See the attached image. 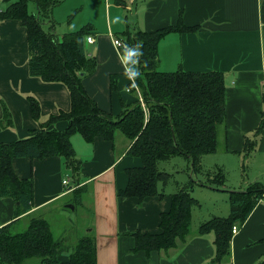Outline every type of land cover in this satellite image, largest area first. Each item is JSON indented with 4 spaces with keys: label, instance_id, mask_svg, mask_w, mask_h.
Here are the masks:
<instances>
[{
    "label": "crops",
    "instance_id": "crops-1",
    "mask_svg": "<svg viewBox=\"0 0 264 264\" xmlns=\"http://www.w3.org/2000/svg\"><path fill=\"white\" fill-rule=\"evenodd\" d=\"M7 5L3 2L0 6L4 9ZM34 9L32 13H38L35 4ZM64 14L69 25L64 34L86 26L92 29L90 35L95 40L90 44L85 39L84 49L97 65L92 74L84 76L82 83L98 107L114 116L122 112L123 105H133L138 99L128 90L135 80L124 53L115 47L113 40L126 42L128 30L132 34L151 32L176 26L180 19L187 27H197L194 32H170L159 41L158 69L223 73L226 118L218 127V147L214 154L233 156L237 164L243 160L252 166L251 172L242 175L236 185L221 188L198 185L230 198V192L245 191L255 182L264 184V131L257 134L264 110V0H62L52 11L55 26L65 21ZM64 34L56 36L61 39ZM28 61L26 28L17 19L0 18V121L4 107L12 119L11 125L0 128L2 143L30 137L40 131L49 116L71 108L68 88L62 83L44 82L31 76ZM29 97L36 98L40 104L39 121L32 116ZM67 127L65 120L48 126L58 131ZM254 140L253 151L245 152L247 141ZM71 143L80 161L75 180L92 191L93 221L86 233L89 229L93 231L97 264H257L264 259V200L259 201L239 226V232L232 236L230 254L220 263L213 262L214 233H198L200 223L210 218L191 227L186 240H178L173 248L150 253L133 251L136 240L127 233H161V214L170 210L173 192L164 190L160 184L163 196L147 197L142 202L119 196V191L128 184L126 170L143 165L140 158L128 154L131 142L121 133L114 141L97 136L91 143L77 133L71 137ZM216 165L227 169L224 162ZM12 166L20 179H33V205L29 212L19 216L12 198H0V229L7 226L12 229L22 220L29 225L36 217L48 222L42 216L44 211L69 197L76 187L64 159L59 156L14 158ZM67 176L71 181L69 186H64ZM69 203L60 206L59 212L67 214ZM229 212L211 215L224 218ZM193 214L194 211L192 217ZM69 221L74 223L72 219ZM66 235L64 231L57 239L66 242L63 260L73 251L82 233L74 231L71 242H67Z\"/></svg>",
    "mask_w": 264,
    "mask_h": 264
},
{
    "label": "trees",
    "instance_id": "trees-1",
    "mask_svg": "<svg viewBox=\"0 0 264 264\" xmlns=\"http://www.w3.org/2000/svg\"><path fill=\"white\" fill-rule=\"evenodd\" d=\"M32 1L37 14L30 13L28 3ZM7 5L0 12L1 19H17L26 28L29 52V74L44 82L64 84L70 93L71 108L49 116L40 131L30 137L11 143L0 142V198L10 197L15 201L17 215L32 209L34 199L33 179H20L12 166V160L19 157L44 159L59 156L64 159L70 171L74 186V206L82 205L86 185L77 184L80 161L71 143V137L79 133L86 142H93L101 136L114 141L118 133L131 142L128 154L142 161L141 167L126 170L128 184L119 191L120 197L138 198L142 202L151 196H163L159 185H166L172 175L160 169L161 161L184 157L191 162L194 173H206L211 187L221 188L227 177L223 169L205 171L202 158L215 153L218 147L217 130L225 121V80L221 72H161L158 69V43L170 32H194L197 27H187L182 19L178 25L168 26L151 32H126L129 50L123 52L129 72L143 90L145 108L138 100L133 105H123L119 115H112L100 109L86 92L82 80L96 69V60L87 55L84 40L90 36V26L69 32L59 39L53 32L51 19L53 8L62 0H4ZM50 26L45 28V25ZM137 62V63H136ZM264 99V92H263ZM31 113L36 121L41 117L38 100L29 97ZM59 120L68 122L65 131L49 129ZM12 124L11 114L4 107L0 128ZM264 131V110L257 134ZM254 141H247L245 152L254 149ZM74 183V182H73ZM196 181L178 183V190L171 196V208L161 214L159 234L128 232L136 240L133 251L168 250L177 241H185L190 234L193 209L200 202L191 195ZM77 184V185H76ZM203 185V184H202ZM78 190V191H77ZM264 200V184L252 183L245 191L230 192V214L228 217H212L200 223L198 233L215 235L214 263H220L230 254L232 228L241 225L251 214L259 201ZM64 240H57L49 223L39 217L29 221L24 232L12 233L10 226L0 229V264H24L38 259L40 264H97L96 242L89 230L76 242L67 255ZM257 264H264V259Z\"/></svg>",
    "mask_w": 264,
    "mask_h": 264
},
{
    "label": "rangeland",
    "instance_id": "rangeland-1",
    "mask_svg": "<svg viewBox=\"0 0 264 264\" xmlns=\"http://www.w3.org/2000/svg\"><path fill=\"white\" fill-rule=\"evenodd\" d=\"M13 1L14 0H11V2ZM33 9H34V3L33 2L28 3V10L32 13ZM65 16L66 15L64 14V19ZM68 26L69 25L66 23V19H65L63 23L57 22L55 26V30L58 34H64V32H67ZM128 90L129 92H132L141 103H143L142 106H145V102L142 96L143 90L136 80H135V85L131 84V88ZM219 148L221 149V145H219ZM235 159L236 158L233 156H226L224 154L212 153L202 158V165L205 171L207 170L214 172V171H218L219 169H223L227 177L225 185L228 184L236 185V181L242 175L246 176L251 172L252 166L249 163L244 162L243 160L240 162V164H237V162H235ZM223 162L226 164L227 169L221 167V165H216L221 163L223 164ZM159 167L162 171L172 175V178L169 180V182L166 185L161 184L162 188L166 191L170 190L171 192L174 193L179 189L178 183L185 184L192 180L196 181V183H194L193 190H191L190 192L194 198L200 200L199 201L200 205L193 209L194 214H193L192 227L195 224H198V222H202L203 220H207L208 218H211L212 217L211 214L213 213L218 214L224 211L231 210L229 196L221 192H213L211 190L202 187L204 185H208L206 184L207 182L206 173H194L191 167V162L186 160L184 157H174L168 161H161L159 163ZM70 177L67 176L65 178H69L70 180ZM198 184L199 185L203 184V185L199 186ZM91 192H92L91 189H89V191L87 190L80 193L84 201V204L82 205H76V207H74V205L72 204V202H74L73 201L74 199L72 198H75V193H76V191H74V193L71 194L69 197L66 196L63 200H60L57 204L47 208L44 211L42 216L46 218L50 223L54 238L58 239L64 231H67V235H66L67 242H71L73 241L74 231L78 233L81 232L82 235L86 234V230L90 228L89 226L93 221V212H92L93 198ZM67 201L70 202L69 204H71L68 205L70 209L69 210L67 209L66 212L67 214L65 213L62 214L59 212V208L60 206L66 205ZM71 206L73 207V209L74 208L75 209L73 210ZM69 219H72L74 223H70ZM27 228H28V224L22 220L20 222H17L12 227L11 231L12 233L16 234L19 232H24ZM24 264H40V261L34 259V260H30L29 262L26 261L24 262Z\"/></svg>",
    "mask_w": 264,
    "mask_h": 264
},
{
    "label": "built area",
    "instance_id": "built-area-1",
    "mask_svg": "<svg viewBox=\"0 0 264 264\" xmlns=\"http://www.w3.org/2000/svg\"><path fill=\"white\" fill-rule=\"evenodd\" d=\"M3 2H4V0H0V5H1V3H3ZM1 11H2V8H1V6H0V12H1ZM86 40H87L88 43L91 44V43L94 42L95 39L90 35V36H87ZM113 44L115 45L116 48H118V49L121 50V53H122V54H123V52L129 50V46H128V44H127L125 41L120 40V39H118V38H115V39L113 40ZM122 51H123V52H122ZM133 85H135V83H134ZM134 87H135V86H134ZM69 183H70L69 178H66V179L63 181V185H64V186H69ZM238 232H239V225H234L233 228H232V235H236Z\"/></svg>",
    "mask_w": 264,
    "mask_h": 264
},
{
    "label": "water",
    "instance_id": "water-1",
    "mask_svg": "<svg viewBox=\"0 0 264 264\" xmlns=\"http://www.w3.org/2000/svg\"><path fill=\"white\" fill-rule=\"evenodd\" d=\"M81 76L84 77V76H85V73L82 72V73H81ZM71 207H72V206H71ZM72 209H73V207H72ZM89 230H91V229H89Z\"/></svg>",
    "mask_w": 264,
    "mask_h": 264
}]
</instances>
